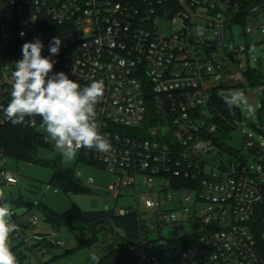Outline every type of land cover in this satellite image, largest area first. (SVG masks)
<instances>
[{"label":"built area","instance_id":"obj_1","mask_svg":"<svg viewBox=\"0 0 264 264\" xmlns=\"http://www.w3.org/2000/svg\"><path fill=\"white\" fill-rule=\"evenodd\" d=\"M247 12L242 22L240 0H0V194L20 182L2 147L11 124L2 109L22 45L38 38L53 72L81 87L104 83L97 121L111 151L77 152L118 175L110 196L135 198L136 208L112 211L136 215L139 226L116 264H264V128L261 141L245 135L244 151L235 150L221 138L216 105L223 90L248 86L250 47L234 41V27L264 34V0ZM54 37L61 46L51 56ZM22 124L46 134L39 116ZM48 149L58 152L53 142ZM9 208L10 247L24 243L42 256L65 247L55 230L30 244L24 230L39 219ZM156 229L160 238L150 240Z\"/></svg>","mask_w":264,"mask_h":264},{"label":"rangeland","instance_id":"obj_2","mask_svg":"<svg viewBox=\"0 0 264 264\" xmlns=\"http://www.w3.org/2000/svg\"><path fill=\"white\" fill-rule=\"evenodd\" d=\"M233 37L235 42L249 45L247 59L250 60V66L252 69H261L264 75V34L246 35L242 26H235ZM257 60L260 62L259 65ZM236 91L244 94L243 101L234 105L241 110L242 120L234 121L235 127H232L227 134L228 138H226L227 135L223 134H221V138L229 144V147L243 152L245 135L261 141L262 134L259 129L264 128V92L248 85L225 89L221 95L226 98ZM249 107L253 111H248ZM38 160L39 162L33 163L18 162L9 157L8 170L18 175L20 182L16 187L4 189L3 196L9 202V207L15 209L18 214L27 211L24 220L28 216H36L39 219L40 222L37 226L24 230L30 244L34 243L32 236L35 234H47L55 230L58 232L59 238L65 242V247L53 249L44 256L36 255L30 249H24L25 264H97V261L92 260V256H96L98 263H100L102 258L114 248L118 251L123 250L126 247V242L121 240L109 225L97 226L98 231L96 233L89 229L70 230L66 227L56 230L45 221L43 211L39 207L43 204L57 213H64L74 206L83 212L103 211L105 202L102 196L96 193L100 191L103 195L108 196L110 211L127 207L136 208L135 198L130 195L119 199L109 195L108 190L117 183L118 175L109 172L97 161L90 163L89 159L82 157L79 152L76 153L74 159L66 160L61 153L48 148H41L38 151ZM58 168L69 172L79 184L91 187L93 192L82 193L73 189L63 191L60 188L52 187L51 179ZM22 202L38 203L39 205L32 208L23 205ZM140 211L144 216L149 215V212L146 213L142 206H140ZM194 230V228L187 229L188 233ZM158 232L159 230L156 229L154 232L147 231L146 234L149 235L150 240H158L160 238ZM94 235L98 239L96 245L52 261L53 257L64 255L68 250L77 249L83 241L91 240ZM171 235L172 231L169 229L165 228L162 232L163 238Z\"/></svg>","mask_w":264,"mask_h":264},{"label":"clouds","instance_id":"obj_3","mask_svg":"<svg viewBox=\"0 0 264 264\" xmlns=\"http://www.w3.org/2000/svg\"><path fill=\"white\" fill-rule=\"evenodd\" d=\"M60 46L61 39L54 37L48 46L51 56L58 55ZM43 49L44 44L38 38L22 45V58L15 61L11 73V99L2 109L4 116L13 124L39 116L46 133L45 142H53L66 160L74 159L81 148L110 152L112 145L99 131L96 111L104 93L103 81L92 80L81 87L66 73L53 72L54 61L42 56ZM243 99V92L236 91L225 98V103L231 108ZM248 111L253 109L249 107ZM12 214L7 202L0 203V264H17L9 246V237L16 231ZM92 260L98 264L96 256Z\"/></svg>","mask_w":264,"mask_h":264},{"label":"trees","instance_id":"obj_4","mask_svg":"<svg viewBox=\"0 0 264 264\" xmlns=\"http://www.w3.org/2000/svg\"><path fill=\"white\" fill-rule=\"evenodd\" d=\"M260 0H240L243 7L242 22H244L245 16L248 14L247 9L254 3H258ZM248 85L264 91V75L261 69H253L247 73ZM218 112L221 114V118L218 119L221 125V134L227 135L233 121H241L242 113L239 108L232 106L231 108L225 103V99L218 98L216 100ZM45 135L39 132L25 127L22 123L9 124L4 128L2 137V147L4 148L8 157L18 162H39L38 151L41 148H49L50 142H45ZM83 157V156H82ZM90 163H96L93 160H89ZM51 186L60 188L63 191L73 189L82 193L87 191L81 189L74 180V177L69 172L58 168L51 179ZM89 193V192H87ZM39 204L37 203L36 207ZM42 209L45 221L51 225L53 229L60 230L62 227H66L70 230L77 229H89L96 233L98 230H92L91 226L101 220H111L117 228L126 232L127 238H122L119 234L111 230L123 241L129 242L127 239H131L133 242L139 233L138 219L136 215H127L125 217H115L113 212L108 210L107 212H83L78 207L74 206L70 210L64 213H57L43 204L39 205ZM99 227V226H98ZM98 243L97 236L89 241H83L80 246L75 250H68L64 255L56 256L52 258V261H56L66 255H69L75 251L81 249L90 248ZM15 256L17 257V264H25L24 249H30L24 243H20L13 247H10ZM111 251V250H110ZM123 255V254H122ZM120 255V250H112L107 256L102 258L98 264H116L123 257ZM108 260V261H106Z\"/></svg>","mask_w":264,"mask_h":264},{"label":"water","instance_id":"obj_5","mask_svg":"<svg viewBox=\"0 0 264 264\" xmlns=\"http://www.w3.org/2000/svg\"><path fill=\"white\" fill-rule=\"evenodd\" d=\"M199 160L203 161L204 163H207L211 166H215L216 165V161L215 160H209L203 156H200L198 154H194ZM224 171H228L227 168H222ZM76 184L83 190L87 191V192H93V189L89 186H84V185H81L79 184L78 181H76ZM98 195L102 196L104 202H105V208H104V211L107 212L109 210V201H108V196L106 195H103L100 191L99 192H96ZM23 205L25 206H28V207H36L37 203H28V202H22ZM106 223H109L111 228L114 230L115 233L119 234L122 238H127V234L125 231H123L122 229L120 228H117L114 223L111 221V220H101V221H98L96 223H94L91 228L92 230H95L97 228V226H100V225H103V224H106ZM145 223V221L143 222ZM25 229H27L28 227L25 226L24 227ZM129 242L131 243H134L131 239H127Z\"/></svg>","mask_w":264,"mask_h":264}]
</instances>
